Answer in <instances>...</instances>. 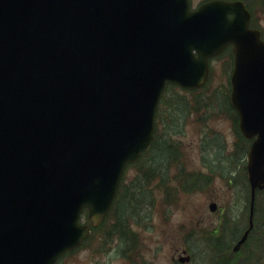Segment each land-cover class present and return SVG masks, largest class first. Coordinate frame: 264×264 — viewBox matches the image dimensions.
<instances>
[{
    "label": "water",
    "instance_id": "obj_1",
    "mask_svg": "<svg viewBox=\"0 0 264 264\" xmlns=\"http://www.w3.org/2000/svg\"><path fill=\"white\" fill-rule=\"evenodd\" d=\"M250 21L242 1L0 0V264H55L83 242L82 211L95 226L107 215L167 83L203 87L229 45L231 104L257 137L238 250L264 189V41Z\"/></svg>",
    "mask_w": 264,
    "mask_h": 264
},
{
    "label": "rangeland",
    "instance_id": "obj_2",
    "mask_svg": "<svg viewBox=\"0 0 264 264\" xmlns=\"http://www.w3.org/2000/svg\"><path fill=\"white\" fill-rule=\"evenodd\" d=\"M204 1L207 0H191L192 7L196 9ZM252 3L249 0L254 15L264 26L263 7L259 1L258 6ZM231 62L229 53L212 60V76L205 89L193 94L179 88L168 90L159 112L160 138L155 151L127 170L125 188L129 192L132 188L141 204L138 215L133 216L132 229L143 234L149 248L144 256L153 264H173L177 252L190 255L189 264H216L217 254L212 253V244L205 237L222 227L217 234L222 235L220 245L225 247L230 242L233 249L247 229L250 192L243 190L247 157L243 148L238 152L235 115L227 112L226 107H229ZM163 140L175 143L176 150L165 149ZM174 154L175 159L170 158ZM182 170L186 175H196L193 179H197L200 187L183 189L182 180H178ZM239 194H243V200ZM212 203L218 206L216 212L209 208ZM127 204L126 196L118 203V214L122 217L126 211L133 213L130 207L134 206ZM139 219L141 222L137 223ZM226 222L229 229L224 234ZM104 228L94 233L93 248L72 255L64 264H90L91 257L92 264H96L103 257V249L110 246L105 243L108 232ZM248 253L242 254L241 264H262L257 260L261 255L254 253V260L249 261Z\"/></svg>",
    "mask_w": 264,
    "mask_h": 264
},
{
    "label": "flooded vegetation",
    "instance_id": "obj_3",
    "mask_svg": "<svg viewBox=\"0 0 264 264\" xmlns=\"http://www.w3.org/2000/svg\"><path fill=\"white\" fill-rule=\"evenodd\" d=\"M250 9V8H249ZM252 14L251 20V28L259 30L262 35V39L264 40V26L259 18H256L252 10H250ZM230 51V56L233 64L234 53L233 47L230 46L228 48ZM252 142V141H251ZM124 188V187H123ZM122 188V189H123ZM129 188L124 189L123 197L126 196L128 198V204L133 210V213H125L123 217L118 214V212L112 213L111 216L108 218L109 220L103 226L104 230L108 232L105 236V243L110 245L109 247H105L103 249V257L98 259L96 264H110L111 262H118L119 264H151L152 262L147 260L145 256L149 252V248L145 245L144 236L140 232L132 229L133 224V216L138 215V212L141 210V204L138 202L140 200L136 197L135 192H133L132 188L130 189L131 192L127 191ZM120 222V223H119ZM141 220L137 223H140ZM111 223V224H109ZM220 229H215L210 236L215 238L217 236L216 232H219ZM95 240V235L92 234L89 239L86 241L85 250H76L74 252L68 253L62 258L58 264H64L74 253H82L87 250V248H93V243ZM160 250V246H159ZM95 251L92 250L93 260L95 259ZM112 255L111 259L110 256ZM145 255V256H144ZM183 256L182 253L176 254V257L173 258V264H186L181 261V257ZM105 257V258H104ZM154 263V262H153ZM152 263V264H153ZM90 264H92V257Z\"/></svg>",
    "mask_w": 264,
    "mask_h": 264
},
{
    "label": "trees",
    "instance_id": "obj_4",
    "mask_svg": "<svg viewBox=\"0 0 264 264\" xmlns=\"http://www.w3.org/2000/svg\"><path fill=\"white\" fill-rule=\"evenodd\" d=\"M244 1L249 3V0H244ZM254 1H255V3L256 2L258 3V1H259V4L261 7H263V11H264V0H258V1L254 0ZM173 109H175V107ZM234 125L236 127V132L238 133V136H239L237 148H238V152L240 154L241 148H243L245 152L247 151L248 141L242 135L239 134L238 125L236 124V122L234 123ZM159 138H160V136H159ZM163 141L166 143V145L164 143H161V145L167 146V147H165V149L167 148V150L170 152L171 149L174 147V145L168 144L166 140H163ZM156 144L157 143H154L152 149L148 152V155H150L155 150ZM243 190L245 192L249 193L247 183L245 184V187ZM239 199L243 200V194L242 195L239 194ZM227 225H228V222H226L225 226H227ZM248 246L251 247L255 251V252L250 254V256H249L250 260H252V261L254 260V255H253L254 253L259 254L261 256H259L257 258V260L262 261V264H264V190L259 191L257 193V199H256V204H255V229H254V231L250 237ZM219 259L220 260H218L217 264H237V262H238V257H235L234 254H231L229 252L222 254L219 257Z\"/></svg>",
    "mask_w": 264,
    "mask_h": 264
}]
</instances>
